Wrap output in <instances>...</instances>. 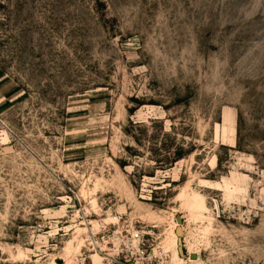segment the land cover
Returning a JSON list of instances; mask_svg holds the SVG:
<instances>
[{
    "label": "rangeland",
    "instance_id": "1",
    "mask_svg": "<svg viewBox=\"0 0 264 264\" xmlns=\"http://www.w3.org/2000/svg\"><path fill=\"white\" fill-rule=\"evenodd\" d=\"M152 247L264 264V0H0V264Z\"/></svg>",
    "mask_w": 264,
    "mask_h": 264
},
{
    "label": "built area",
    "instance_id": "2",
    "mask_svg": "<svg viewBox=\"0 0 264 264\" xmlns=\"http://www.w3.org/2000/svg\"><path fill=\"white\" fill-rule=\"evenodd\" d=\"M121 240L125 247L135 248V250H140V248L146 250L145 248L149 246L147 243L148 240H144V237L139 232L131 234ZM140 256L142 258V264H166L165 253L161 250L156 252L153 247L151 252L142 251Z\"/></svg>",
    "mask_w": 264,
    "mask_h": 264
},
{
    "label": "bare ground",
    "instance_id": "3",
    "mask_svg": "<svg viewBox=\"0 0 264 264\" xmlns=\"http://www.w3.org/2000/svg\"><path fill=\"white\" fill-rule=\"evenodd\" d=\"M197 208H199L200 210L201 209L206 210L205 206H203V205H201L200 207L197 206ZM178 230L180 231V229H178ZM178 241H179V237L174 232V236H173V239L170 242V245H171V248L173 250V257L176 259V261L178 263H180V261H183V260H181L180 257H179V253H180L179 249L180 248H179ZM94 257H95V263H97V264L101 263L102 259L99 256L95 255ZM193 258H196V257H193ZM192 263H195V262H192Z\"/></svg>",
    "mask_w": 264,
    "mask_h": 264
},
{
    "label": "water",
    "instance_id": "4",
    "mask_svg": "<svg viewBox=\"0 0 264 264\" xmlns=\"http://www.w3.org/2000/svg\"><path fill=\"white\" fill-rule=\"evenodd\" d=\"M192 256L195 257V254H193Z\"/></svg>",
    "mask_w": 264,
    "mask_h": 264
}]
</instances>
